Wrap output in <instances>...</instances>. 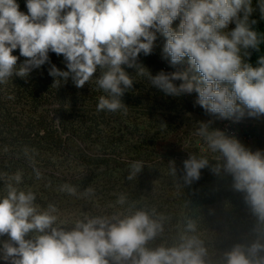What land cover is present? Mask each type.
Wrapping results in <instances>:
<instances>
[{
	"label": "clouds",
	"instance_id": "9594fccd",
	"mask_svg": "<svg viewBox=\"0 0 264 264\" xmlns=\"http://www.w3.org/2000/svg\"><path fill=\"white\" fill-rule=\"evenodd\" d=\"M25 6L27 13L17 0H0V85L50 64L52 86L71 79L79 89L94 80L103 93L97 112L127 115L122 97L140 77L166 95L197 93L195 103L222 120L264 116V55L255 66L246 60L249 50L259 52L264 44V33L254 30L257 21L250 19L258 9L264 20V0L255 5L253 0H25ZM157 33L165 38L163 53L170 64L187 58L198 75H152L138 63L141 54L153 53ZM17 49L25 58L19 65ZM50 52L63 57L67 70L50 63ZM125 66L135 68L136 77ZM212 123L197 124L192 135L202 141L200 152L189 151L179 175L175 161H169L168 175L178 191L198 182L206 168L216 176L231 175L232 190L242 195L254 218L246 242L221 252L214 247L215 234L212 242L203 235L200 216L182 212L176 219L126 192L116 194L109 205L113 211L83 212L69 223L56 203L42 205L36 191L22 187L24 173L17 169L0 171V259L5 264H264V150L252 151ZM22 151L35 179H43L34 166L37 150L25 146ZM145 165L130 161L126 179L134 182ZM57 191L89 202L96 197L91 185L81 190L64 182ZM187 207L184 200L181 208ZM208 214L215 215V209Z\"/></svg>",
	"mask_w": 264,
	"mask_h": 264
},
{
	"label": "trees",
	"instance_id": "16d2710c",
	"mask_svg": "<svg viewBox=\"0 0 264 264\" xmlns=\"http://www.w3.org/2000/svg\"><path fill=\"white\" fill-rule=\"evenodd\" d=\"M20 10L27 13L25 0H17ZM254 5L256 0H253ZM257 21L254 30L264 33V20L257 9L250 17ZM179 19L173 28L178 27ZM235 25H229V30ZM165 38L157 33L153 53L140 55L138 63L152 75L188 71L187 58L175 66L165 58ZM247 62L254 66L260 51L249 50ZM13 55L19 57V50ZM50 63L67 70L62 56L49 53ZM50 64L31 71L26 79L13 77L12 82L0 85V171L24 173L22 187L36 191L37 202L44 205L54 202L61 210V218L69 223L80 218L83 212L104 214L113 211L109 207L116 194L126 192L132 199L145 197L161 211L172 212L182 219V212L189 217L200 216L204 236L213 241L219 251L227 250L235 242H246L254 222L242 195L231 188V175H213L209 169L201 171L198 182L178 191L169 177L167 165L175 161L178 175L189 151L200 152L202 141L192 135L199 122L212 121L213 129L234 135L252 151L264 150V116L245 117L240 122L222 120L207 113L195 103L198 94L166 95L146 78L137 77L133 87L122 97L129 107L127 115L97 112L96 105L102 91L94 80L83 88H76L71 79L59 87L52 86L54 78L48 74ZM125 70L136 77L135 68ZM179 85L181 81H174ZM161 124L166 126L162 127ZM191 140V143L186 142ZM35 148V167L43 179L36 180L33 165L23 155V148ZM211 155V153H208ZM132 160H142L145 167L134 182L126 179L127 165ZM212 163H215L212 161ZM51 187H45L48 182ZM69 182L81 190L92 186L96 190L93 201L77 199L57 191L61 183ZM0 184V191H2ZM186 200L187 209L181 208ZM215 215H209V209ZM176 223V220L173 222ZM185 221H182V225ZM169 243L175 231L169 232ZM0 264L5 262L0 259Z\"/></svg>",
	"mask_w": 264,
	"mask_h": 264
}]
</instances>
